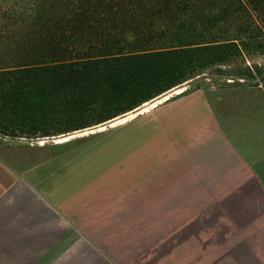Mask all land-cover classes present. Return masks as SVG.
<instances>
[{
    "label": "trees",
    "instance_id": "1",
    "mask_svg": "<svg viewBox=\"0 0 264 264\" xmlns=\"http://www.w3.org/2000/svg\"><path fill=\"white\" fill-rule=\"evenodd\" d=\"M264 54V0H2L0 130L61 134Z\"/></svg>",
    "mask_w": 264,
    "mask_h": 264
},
{
    "label": "crops",
    "instance_id": "2",
    "mask_svg": "<svg viewBox=\"0 0 264 264\" xmlns=\"http://www.w3.org/2000/svg\"><path fill=\"white\" fill-rule=\"evenodd\" d=\"M227 141L208 168L216 185L186 153L141 168L133 184L80 186L85 170L71 157L43 154L57 145L28 147L22 168L19 152H0V264H255L264 156L256 163Z\"/></svg>",
    "mask_w": 264,
    "mask_h": 264
},
{
    "label": "rangeland",
    "instance_id": "3",
    "mask_svg": "<svg viewBox=\"0 0 264 264\" xmlns=\"http://www.w3.org/2000/svg\"><path fill=\"white\" fill-rule=\"evenodd\" d=\"M73 134L78 136L58 143L30 141ZM227 139L256 163L264 156V54L208 67L137 108L87 128L47 136L0 130V152H19L15 166L22 168V153L28 147L57 145L43 154L63 153L64 164L71 157L73 168L85 170L80 186H92L96 177L100 185L133 184L141 168L158 167L167 153H186L196 167L199 158L205 163L207 184L216 185L223 179L210 176L213 171L208 168L225 154ZM87 175H94L93 181ZM253 179L263 191L260 177ZM256 228L260 239L253 242L255 264H264V226Z\"/></svg>",
    "mask_w": 264,
    "mask_h": 264
},
{
    "label": "built area",
    "instance_id": "4",
    "mask_svg": "<svg viewBox=\"0 0 264 264\" xmlns=\"http://www.w3.org/2000/svg\"><path fill=\"white\" fill-rule=\"evenodd\" d=\"M48 140L52 141L53 143H56L58 140L57 138L51 137V138H36L35 141L30 140L31 142H35L36 144H44Z\"/></svg>",
    "mask_w": 264,
    "mask_h": 264
},
{
    "label": "bare ground",
    "instance_id": "5",
    "mask_svg": "<svg viewBox=\"0 0 264 264\" xmlns=\"http://www.w3.org/2000/svg\"><path fill=\"white\" fill-rule=\"evenodd\" d=\"M161 102V101H160ZM142 111V110H141ZM139 114V113H138ZM114 124V123H113ZM85 132H83V133H78V135H83ZM77 134H73V135H70L69 137H64V138H60V139H58V141H57V143L58 142H63V141H65V140H68V139H70V138H72V137H75V136H78Z\"/></svg>",
    "mask_w": 264,
    "mask_h": 264
}]
</instances>
